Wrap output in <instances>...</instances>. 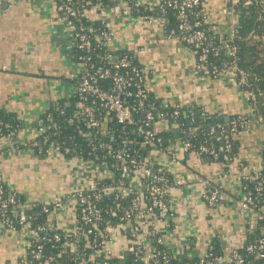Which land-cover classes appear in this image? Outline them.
Wrapping results in <instances>:
<instances>
[{
  "label": "crops",
  "instance_id": "obj_1",
  "mask_svg": "<svg viewBox=\"0 0 264 264\" xmlns=\"http://www.w3.org/2000/svg\"><path fill=\"white\" fill-rule=\"evenodd\" d=\"M231 1L202 0L209 24L220 34L229 32ZM68 38L51 0H0V110L16 114L24 123L13 140L7 137L0 140V175L9 189L23 197L24 207L60 201L47 220L49 226L66 235L76 227L72 194L93 180V165L77 157L68 158L57 147H50L43 157L15 144L25 146L32 141L42 127L44 113L60 98L71 95ZM115 41L133 53L145 69L147 91L163 106L201 107L217 120H228L235 114L253 116L242 90L226 79L204 77L197 71L194 51L181 40L167 37L164 21L130 17L116 27ZM155 128L160 132L173 130L165 121L155 124ZM263 135L264 129L256 123L242 129L236 136L237 155L227 168L186 153L176 136L165 139L164 143L180 160V164H171L170 171L175 183L169 193L173 227L164 230L172 248L198 258L214 239L227 258L246 243L256 215L244 212L238 201L244 176L263 165L260 149ZM149 155L154 164L170 158L167 152L155 147L150 148ZM140 182L137 176L132 180L137 187H141ZM218 182L224 183L226 200L209 205L205 192ZM32 232L29 222L15 230L0 227V264H36L28 253ZM129 245L130 240L121 228L112 231L108 247L113 255L123 256L126 263L125 248Z\"/></svg>",
  "mask_w": 264,
  "mask_h": 264
},
{
  "label": "trees",
  "instance_id": "obj_2",
  "mask_svg": "<svg viewBox=\"0 0 264 264\" xmlns=\"http://www.w3.org/2000/svg\"><path fill=\"white\" fill-rule=\"evenodd\" d=\"M54 7L64 6L66 4L75 7L81 14L80 24L83 26L87 36L93 41V49L84 50L74 47V62H87L91 64L94 62L95 66H102V57L104 51L100 49L102 45L101 34L107 30L106 20L101 16L103 10L107 9V5L113 3V0H51ZM157 2L150 4L148 9L142 6H136L131 3V17L145 20L147 16L158 17L164 19L165 35L170 38H177L184 44L189 46L193 51V45L185 43L181 38L183 33L178 29V20L175 15V10L168 4L169 0H156ZM234 10L237 14L236 32L234 37L230 36V32L220 34L211 24L204 23L202 25L205 39L202 41V46L214 48L208 55V61L211 64L217 65L219 68H230L235 76L236 82L239 83L241 90L247 95L249 106L253 113L259 115L264 124V0H236L234 2ZM203 9V4L196 8V11ZM193 19H204L201 15H196ZM146 21V20H145ZM78 45V44H77ZM228 47V48H227ZM233 48L235 58L230 54ZM123 55H127L134 64H138L133 53L128 50L122 51ZM82 59H81V58ZM237 66V69L232 67ZM89 66V65H88ZM232 67V68H231ZM244 73V81L241 80L239 71ZM109 87V84L105 85ZM147 95L144 99V109H149L154 115L155 124L162 123L165 119L167 123L172 125L178 124V128L173 127V130L164 132H157L156 136L161 138L159 144L166 148L168 144L164 143L165 139L169 140L173 136L178 137L182 142L188 141L191 143L192 149H198L201 145L213 147L217 153L214 157L209 153H202L200 157L225 165V168L233 162L237 155V140L236 136L242 128L239 126L231 132L230 128L233 122L237 120H245L247 117L240 115H232L228 120H217L201 107L194 106L193 112L189 111L187 106L176 105L172 107L163 106L159 99L146 91ZM254 95V96H252ZM90 105L94 109L96 118L103 122L102 129L107 133H101L99 128H88L87 120L79 119L74 116V111L80 107ZM127 103L130 104L134 111L135 119L143 117L142 110L138 109V98L135 96L127 98ZM70 105V112L67 113L66 106ZM178 110L179 114L175 120L168 116L164 120L159 118L161 112H170ZM205 114V115H204ZM48 118V119H46ZM72 121V122H71ZM155 124L151 126L154 130ZM22 129L24 123L20 117L12 112H3L0 110V135L7 136ZM42 127L46 128L44 131L38 133L35 137L36 145L27 143H16L17 148L33 150L39 156L46 157L50 147H58L59 150L68 158L78 157L82 160L93 161L95 166H100V171H105L103 175H95L93 179L94 185L99 188L101 198L93 201V203L100 210V219L93 222H85L82 218V205L77 196L72 197L76 205V227L74 234L66 235L62 230L49 226L48 214L53 210L54 205L38 204L33 207H24L23 197L9 189L4 182L2 186L4 194L0 198V219L8 220L15 229H19L27 222L32 223V227L39 233V239H33L29 243L28 253L29 259L36 264L47 262L52 257V264H102L107 261L109 264H123L122 258L115 255L108 257L95 255V252L102 249L111 241L112 231L119 228L120 225L127 224V219L124 217L126 213L134 216L137 212L133 209V199L140 198L147 206H151L153 199L148 197L146 191L147 179H140L141 192L133 187L132 180L135 178L136 169L128 162L124 163L115 157L116 154L122 153L123 149L127 150V154L123 155L126 160L131 157L137 159L141 156L143 151L139 145L134 141H142L135 126L122 127L119 125L113 114L102 109L99 105H94L91 100L85 99L80 101L77 94L69 95L65 98H60L50 109L43 115ZM48 127V128H47ZM227 130L228 138L226 141L223 137L222 130ZM126 141H133L126 144ZM32 142V141H29ZM230 147L226 148V144ZM103 143L112 145L113 152L107 153L99 146ZM68 149L66 153L65 150ZM190 153V151H186ZM171 184H174L170 173H166ZM249 175L253 179L243 178L241 184V197L247 194L252 197V210L260 213L262 217L257 220L254 228L250 229L246 243L235 249V252L241 259L243 264H264V259H260L257 254H252L247 251V246L255 244L259 239L264 237L262 229L264 228V164L256 172H251ZM262 182L261 190H257V182ZM127 188H131L127 191ZM210 189V188H209ZM88 186L83 188L84 193H89ZM9 194H14L17 202L15 204L4 202L8 201ZM162 202L168 203L169 195L159 197ZM24 207V208H23ZM47 208L44 211L43 208ZM27 216L25 220L22 216ZM170 216V214H169ZM169 216L166 221L167 230L172 229L173 225ZM158 209L154 208L152 215L148 220L149 227H155V222L158 220ZM156 218V220H155ZM155 221V222H154ZM133 223L132 219L131 222ZM124 234L131 237L132 232L127 228L122 229ZM159 235L162 230H158ZM58 235V239H56ZM156 235H147L144 247L138 244L137 237L133 238L134 251L128 257V264H139L143 258L144 253L149 247L153 249L155 258L149 260V264H166L163 256L167 257V264H180L183 261H196L198 259L193 256L180 257L176 248L168 249L166 245L158 243ZM132 238V237H131ZM105 242L103 244L102 242ZM64 243L66 245H64ZM70 245L73 246L70 247ZM213 247L212 250L207 251L205 256L207 261L212 262L213 257L222 255L219 251V246L212 239L208 247ZM40 251V259H34V253ZM205 253V254H206ZM212 253V254H211Z\"/></svg>",
  "mask_w": 264,
  "mask_h": 264
},
{
  "label": "built area",
  "instance_id": "obj_3",
  "mask_svg": "<svg viewBox=\"0 0 264 264\" xmlns=\"http://www.w3.org/2000/svg\"><path fill=\"white\" fill-rule=\"evenodd\" d=\"M133 2L136 6H142L144 9H148L149 5L155 2L156 0H113V3L107 5V9L103 10L101 16L106 20L107 30L101 34V46L100 49L104 51V56L102 57V66H95L94 62L91 64H87V62H74V47H78L79 49L84 50H91L93 49V41L87 36L83 26L79 23L81 20V14L79 11L72 7L71 5H64L55 7L57 14L61 20L63 26L67 29L68 39L69 42L66 45V50L68 52V58L72 63L71 70L68 74V80L71 82L73 86L72 94H77L80 101H84L85 99L91 100L94 105H99L102 109L110 112L113 114L116 122L121 125L122 127L126 126H135L137 133L142 136V141H134L136 145H139L140 149L145 151L141 154V156L137 159L136 157H130V159L126 160L123 155L127 154V150L123 149L122 153L116 154L115 157L120 161L132 165L136 169V175L138 179L141 178L147 179L146 191L148 197L153 199V203L151 206H147L140 198L135 197L133 199V209L137 212L134 216L126 213L124 217L127 221V224L120 225L119 228L124 229L127 228L132 232L131 237H128L130 240V245L125 248L128 257L130 253H132L135 249L133 247V238L137 237L138 244H142L144 247L145 239L147 235H156L158 234L156 240L158 243L166 245L168 249H171L170 240L164 235V230H166V219L170 214V205L168 203L162 202L159 198L163 195H169L172 187L174 184H171L169 181L168 176L166 173H170L171 171V164H180V160L177 154L174 152L173 149L166 147L167 150L159 144L161 138L156 136L158 131L157 129L152 130L151 126L155 124L154 122V115L149 109H144V99L147 95L146 91V82L148 78V74L145 69L138 65L134 64V62L129 58L127 55H123L122 51L124 49L121 46L117 45L115 41V32L116 27L121 24L125 23L131 17V3ZM202 0H169L168 4L173 7L175 10V15L178 20V29L180 32L183 33L182 40L189 44L193 45L194 53L197 57V64L196 69L199 71L202 76H211L221 79H226V81L232 85L233 87L240 88L239 83L236 82L234 78V72L228 68L223 67L219 68L217 65L211 64L208 61V55L214 48H209L207 46H202V41L205 39L204 31L202 28L203 22L208 23L207 17L205 15L204 10L196 11V8L201 4ZM236 0H232L229 9V16H230V36L234 37L236 32V19L237 14L234 10V2ZM196 15L203 16L204 19L202 20H195L193 19ZM152 20H162L163 18L160 16L158 17H151ZM149 22V17L145 19ZM78 44V45H77ZM228 48V47H227ZM230 54L235 58V52L233 48L230 50ZM81 58V57H80ZM82 59V58H81ZM89 65V66H88ZM234 69H237L236 65H233ZM231 67V68H232ZM239 74L241 75V80L244 81V73L240 70ZM109 84V87L105 85ZM135 96L138 98V109L137 111L142 110L143 117L141 119H135L134 111L132 110L129 103H127V98ZM254 96V95H252ZM81 103V102H80ZM90 105H84L81 103L80 107L74 111V116L87 120V127L88 128H100L101 133H107L104 129H102L103 122L96 118L94 114V109L91 108ZM190 112H193L194 106L188 105ZM179 114L178 110H173L170 112H161L159 114V118L164 120L166 116L170 119L175 120ZM205 115V114H204ZM48 119V118H46ZM167 122L168 120H164ZM72 122V121H71ZM239 126L244 129L246 126L250 125L251 123H256L261 125L264 129V124L262 119L259 115L253 113V116L247 117L245 120H237L233 122V126L230 128L231 132H234ZM172 127L178 128V124L174 123ZM48 128V127H47ZM17 131L20 129L18 125H16ZM46 128L41 127L39 129L40 132L44 131ZM17 131L13 132L7 136H1L2 138H9L14 139ZM223 137L226 141L228 138L227 130L223 129ZM133 141H126V144L132 143ZM16 143V142H15ZM33 146L36 145L35 138L32 142H29ZM183 148L185 151H190L191 154L196 156H200L202 153H209L214 157L217 156V153L213 147H208L205 145H201L198 149H192L191 143L188 141L182 142ZM56 147V146H54ZM151 147H155L159 151L167 152L169 155V160L165 161L164 163H157L154 164L151 160L149 155V150ZM230 147V145L226 144V148ZM58 148V147H57ZM100 149L107 151V153L113 152V147L110 144L103 143L99 146ZM59 149V148H58ZM260 149L262 154V161L264 164V135L262 137L260 143ZM68 152V149L65 150ZM64 153V152H63ZM78 158V157H77ZM80 159V158H79ZM82 160V159H81ZM84 163H89L94 167V174L95 175H103L105 171H100V166H95L93 161L90 160H82ZM244 178L253 179L254 177L251 175H246ZM94 179V178H93ZM3 179L0 175V198L4 194V189L2 186ZM133 187L137 188L138 192H141V188L135 186V183H132ZM257 190H261L262 182L258 181L256 184ZM89 193H84L83 189H79L74 192L73 196H77L79 202L82 205V218L85 222H93L98 221L100 219V210L98 207L93 203L95 200H99L101 198V194L99 192V188H97L93 180L88 185ZM131 188H127L124 194L127 191H130ZM226 189L224 187V183L218 182L215 187L208 189L205 192V199L209 205H216L223 203L226 200ZM17 199L15 198L14 194H9L8 201L4 202V206L7 203L15 204ZM60 201H56L54 206L59 205ZM240 208L244 212L254 213L256 215V220L252 228L255 227L257 220L262 217L260 213L255 212L252 210V197L243 194L241 199L238 201ZM23 206L22 204H20ZM25 205V203H24ZM158 209V220L155 222V227H149L150 221L153 223V220H148V218L152 215L153 209ZM44 211H47V208H43ZM264 211V210H263ZM29 218L27 216H22V219ZM156 220V218H155ZM31 223V222H29ZM0 227L7 228L11 230H15V227L10 224L8 220H1L0 219ZM158 230H162V233L159 235ZM250 232V231H249ZM262 233H264V228L262 229ZM74 234V232L72 233ZM71 235V234H69ZM58 235H56V239H58ZM31 240L39 239V233L33 229L32 235L30 237ZM30 240V241H31ZM30 243V242H29ZM105 244V242H102ZM64 245H66L64 243ZM213 247H208L207 251L212 250ZM247 251L249 253L257 254L260 259H264V237L259 239L257 243L250 244L247 246ZM178 251V250H177ZM205 252V253H206ZM98 254L100 257H108L109 255H113L112 250L109 249L108 243L106 247L104 246L102 249L95 252V255ZM212 254V253H211ZM178 255L180 257H190L187 252L185 251H178ZM204 254L201 257H198L196 261H183L180 264H243L244 260L239 257L237 252L233 251L229 257H224V255H216L213 257V261H207ZM40 251L34 253V259H40ZM119 257L122 258L123 264H128L124 261L123 256ZM156 256L154 254L153 249L149 247L144 253L143 258L139 261V264H149V260L154 259ZM164 262L167 264V257L163 256ZM52 257L47 260V263L52 264ZM99 264V263H98ZM102 264H109L107 261H103Z\"/></svg>",
  "mask_w": 264,
  "mask_h": 264
},
{
  "label": "water",
  "instance_id": "obj_4",
  "mask_svg": "<svg viewBox=\"0 0 264 264\" xmlns=\"http://www.w3.org/2000/svg\"><path fill=\"white\" fill-rule=\"evenodd\" d=\"M70 105L68 104L67 106H66V111H67V113H69L70 112Z\"/></svg>",
  "mask_w": 264,
  "mask_h": 264
}]
</instances>
